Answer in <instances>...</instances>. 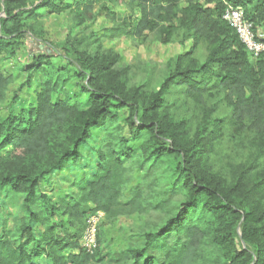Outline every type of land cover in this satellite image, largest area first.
Returning a JSON list of instances; mask_svg holds the SVG:
<instances>
[{
    "label": "trees",
    "instance_id": "1",
    "mask_svg": "<svg viewBox=\"0 0 264 264\" xmlns=\"http://www.w3.org/2000/svg\"><path fill=\"white\" fill-rule=\"evenodd\" d=\"M224 2L264 26V0H0L5 61L26 38L43 42L44 17L68 14L79 28L103 12L112 25L35 55L12 96L18 101L39 75L34 103L0 118V190L22 196L26 212L1 232L0 264H264V52L248 59L221 20ZM123 37L190 47L167 60L152 90L150 77L132 85L133 67L105 47ZM73 80L85 103L54 100ZM13 82L0 69V104ZM93 130L103 133L96 172L75 196L53 202L41 183L78 161ZM123 162L147 167L151 181L129 188ZM146 211L160 221L123 251L102 256L101 232L92 254L80 245L89 217Z\"/></svg>",
    "mask_w": 264,
    "mask_h": 264
},
{
    "label": "rangeland",
    "instance_id": "2",
    "mask_svg": "<svg viewBox=\"0 0 264 264\" xmlns=\"http://www.w3.org/2000/svg\"><path fill=\"white\" fill-rule=\"evenodd\" d=\"M117 13H127V9L120 7L116 9ZM70 15L60 14L44 17L39 26L43 27V42H36L26 38L23 46L12 59L5 61L0 57V69L14 78L13 84L8 87L6 101L0 104V118L5 117L11 109L18 113L20 109L29 108L34 103L39 75H33L30 78V87H24L18 92V101L12 102V96L18 86L26 80V67L31 63L35 55L49 52L50 44H56L64 41L69 34H82L98 32L104 28H111L112 25L105 13L99 12L93 23H86L79 28L74 27L70 20ZM264 33V26H260ZM107 49L118 55L120 65L128 64L133 67L131 72V84H143L148 78L151 79V88L154 90L159 85L164 74V65L169 58L177 54L185 53L189 50L190 42L184 46L178 44L161 45L152 41H138L126 38H118L106 42ZM203 54L195 53L194 58L197 63L203 61ZM54 65L63 64L59 58H54ZM65 63V62H64ZM148 73H151L150 75ZM75 80L66 84L63 92L56 95L54 100H63L65 97L71 102L79 101L85 103L86 96L81 94L74 86ZM121 121L124 119L120 115ZM103 133L101 130H93L92 137L80 147V157L76 163L68 164L58 171H53L48 179V183H41V192L48 195L53 202L60 200H69L75 196L78 187L83 184L84 175H93L98 166L96 152L101 147ZM123 164L131 168L129 171V188L142 186L146 181H151L152 172L146 168H140L136 163ZM83 176V177H82ZM7 190H0V234L1 232H11L18 220L26 215L22 205V196H11ZM11 196V197H10ZM160 216L146 211L141 215L113 216L100 214L95 217V239L98 241L97 234L101 232L103 243L101 244L102 256L108 253L117 254L123 251L128 245L140 241V234L145 228L155 225L160 221ZM34 234L38 236L41 229L38 226L33 227ZM81 245V244H80ZM97 246V245H96ZM109 259V258H108ZM92 264H109L100 259Z\"/></svg>",
    "mask_w": 264,
    "mask_h": 264
},
{
    "label": "built area",
    "instance_id": "3",
    "mask_svg": "<svg viewBox=\"0 0 264 264\" xmlns=\"http://www.w3.org/2000/svg\"><path fill=\"white\" fill-rule=\"evenodd\" d=\"M224 6L221 20L235 32L247 52L248 59L251 62L256 61L259 55L264 52V33L261 32L260 27L255 28L245 20L244 11L241 6H232L226 2H224ZM100 214L98 213L88 218L86 229L80 239L81 246L89 254H92L96 249L95 217Z\"/></svg>",
    "mask_w": 264,
    "mask_h": 264
},
{
    "label": "crops",
    "instance_id": "4",
    "mask_svg": "<svg viewBox=\"0 0 264 264\" xmlns=\"http://www.w3.org/2000/svg\"><path fill=\"white\" fill-rule=\"evenodd\" d=\"M188 42H190V41H188ZM33 263L34 264H46V260L44 259V257H38V258H34Z\"/></svg>",
    "mask_w": 264,
    "mask_h": 264
}]
</instances>
